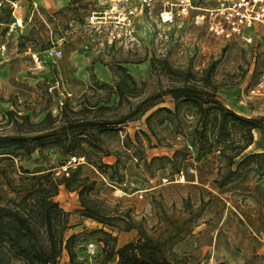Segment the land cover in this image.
I'll list each match as a JSON object with an SVG mask.
<instances>
[{
  "label": "rangeland",
  "instance_id": "rangeland-1",
  "mask_svg": "<svg viewBox=\"0 0 264 264\" xmlns=\"http://www.w3.org/2000/svg\"><path fill=\"white\" fill-rule=\"evenodd\" d=\"M220 1L194 0L199 8L172 22L162 21L158 6L144 8L136 12L129 30L116 26L114 16L134 2L117 7L111 18L110 4L103 0H17L0 5V133L12 128L6 123L9 111L28 113L37 122L48 112L59 115L67 103L76 109L96 103L115 105V84L124 79L133 86L127 73L136 80L137 96H123L117 109H91L79 117L116 118L168 86L182 87L188 80L191 91L197 93L213 83L219 101L260 125L252 130L253 143L232 167L216 155L208 161L187 158V139L197 116L187 110L183 97L175 112L173 94L152 98L149 101L157 102L154 107L122 126L96 125L93 136L83 131L88 136L81 138L76 152L50 154L48 160L60 174L65 167L78 165L69 164L72 156L85 157L87 168H91L89 162L114 163L119 158L122 183L110 193L111 204L129 211L148 234L162 242L173 262L264 264V157L241 162L251 152H264V101L248 97V89L264 68V28L258 27L250 42L239 36H216L208 26L209 12L201 8H215ZM202 13H207L204 20L197 17ZM112 30L121 35L110 41ZM52 46L63 50L61 58L48 56L46 50ZM161 106L173 112L161 110L152 118L153 135L146 116ZM141 130L150 135V143L143 133L137 142L135 134ZM225 135L235 144L247 137L233 126ZM192 152L195 157L196 148ZM187 161L193 165L187 167ZM24 164L32 170L38 167L34 161ZM223 179L226 183L219 187ZM56 200L68 212L65 237L82 234L76 243L79 256L99 255L104 235L94 230L102 224L82 215L78 193L62 185ZM115 234L120 247L135 241L139 229L115 230ZM67 259L64 252L61 262Z\"/></svg>",
  "mask_w": 264,
  "mask_h": 264
},
{
  "label": "trees",
  "instance_id": "trees-1",
  "mask_svg": "<svg viewBox=\"0 0 264 264\" xmlns=\"http://www.w3.org/2000/svg\"><path fill=\"white\" fill-rule=\"evenodd\" d=\"M126 75L133 86L127 85L124 79L115 84V94L118 96L115 105L96 103L91 108L86 106L76 109L67 103L59 115L48 112L37 122L31 121L28 113L9 111L6 123L12 128L0 133V264H108L115 260L117 264H178L167 258L162 242L148 234L129 211L120 210L117 205L111 204L110 193L118 183H122L119 158L114 163L89 162L91 168L80 163L57 174L54 169L56 165L48 160V155L73 154L81 138H87L86 132L89 131V135L93 136L92 129L96 125L122 126L138 113L144 114L157 104L149 100L164 94H173L177 99L175 112L179 108V98L183 97L187 102V110L197 116L192 121L193 129L187 139V158L196 161H208L216 155L226 158L232 167L235 159L253 143L252 130L260 128V125L255 119L245 117L219 101L215 94L217 85L207 83L194 93L188 80L185 83L187 85L182 87L168 86L160 90L128 113L116 115V118L96 121L90 117H79V113L91 109H117L123 96H137L136 80L130 73ZM180 91L181 95L178 94ZM161 110L173 112L169 107L161 106L146 116L147 126L153 135L155 130L151 120ZM229 126L240 127L246 132V141L235 144L233 140L227 139L225 134ZM139 133H143L151 142L150 135L144 130L135 134L137 142ZM52 135L55 136L50 137ZM126 136L129 137L128 133ZM194 148L197 150L195 157L192 152ZM258 156L264 157V152H251L241 162ZM29 161L36 162L38 167L30 169L24 164ZM190 165L193 162L187 161V167ZM225 183L223 179L218 186ZM62 185L70 192L78 193L84 217L102 224V227L94 230L104 235L100 239L103 243L101 253L95 257L79 256L76 243L82 234L71 233L65 237L68 212L56 200ZM100 192L105 195H100ZM133 228L139 229V237L118 247L115 230L130 231ZM64 252L68 259L61 262Z\"/></svg>",
  "mask_w": 264,
  "mask_h": 264
},
{
  "label": "built area",
  "instance_id": "built-area-1",
  "mask_svg": "<svg viewBox=\"0 0 264 264\" xmlns=\"http://www.w3.org/2000/svg\"><path fill=\"white\" fill-rule=\"evenodd\" d=\"M110 4V11L117 7H125L127 3H136L133 7L128 6L126 10H121L114 17V23L126 27L129 30L136 12H142L144 8L158 6L163 22H172L183 19L190 15L199 7L194 0H103ZM209 12L208 26L216 36L230 39L234 36L242 37L248 42L252 41L257 35L258 27L264 28V0H221L215 8H201ZM207 13L197 15L201 20L206 18ZM166 15V16H165ZM111 18V14H109ZM169 18L168 21H165ZM112 38L120 37L121 32L110 31ZM48 56L59 59L63 56V50L57 46H52L46 50ZM36 62H40L37 54L33 55ZM71 93H68L70 95ZM248 97H257L264 101V68L257 81L248 89ZM85 162L83 156H72L69 164H80ZM67 169V167H65Z\"/></svg>",
  "mask_w": 264,
  "mask_h": 264
},
{
  "label": "crops",
  "instance_id": "crops-1",
  "mask_svg": "<svg viewBox=\"0 0 264 264\" xmlns=\"http://www.w3.org/2000/svg\"><path fill=\"white\" fill-rule=\"evenodd\" d=\"M15 1H17V0H15ZM15 1H13V0H0V5H3V4H5L6 2H11V3H13V4H15L16 2ZM83 66V65H82ZM81 66V69L80 70H82V67ZM80 72V71H79Z\"/></svg>",
  "mask_w": 264,
  "mask_h": 264
},
{
  "label": "bare ground",
  "instance_id": "bare-ground-1",
  "mask_svg": "<svg viewBox=\"0 0 264 264\" xmlns=\"http://www.w3.org/2000/svg\"><path fill=\"white\" fill-rule=\"evenodd\" d=\"M111 13H113V12H110V14H111ZM105 14H106V16L108 17V15H109L108 12H106ZM107 14H108V15H107ZM106 16H103V18H105ZM165 16H166V15H165ZM109 17H110V16H109ZM99 18H101V17H99ZM18 20H19V19H18ZM168 20H169V18H166L165 21H168Z\"/></svg>",
  "mask_w": 264,
  "mask_h": 264
}]
</instances>
